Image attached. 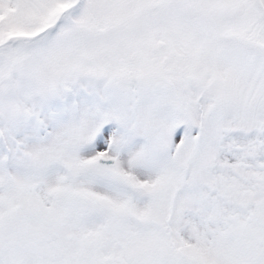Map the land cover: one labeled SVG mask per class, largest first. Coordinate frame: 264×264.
I'll use <instances>...</instances> for the list:
<instances>
[{
  "label": "snow or ice",
  "instance_id": "6c2138e0",
  "mask_svg": "<svg viewBox=\"0 0 264 264\" xmlns=\"http://www.w3.org/2000/svg\"><path fill=\"white\" fill-rule=\"evenodd\" d=\"M0 264H264V0H0Z\"/></svg>",
  "mask_w": 264,
  "mask_h": 264
}]
</instances>
